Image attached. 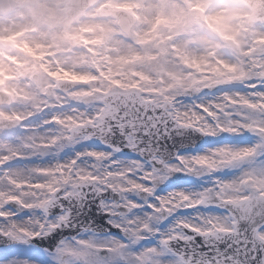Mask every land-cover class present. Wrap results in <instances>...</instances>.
<instances>
[{
  "label": "snow or ice",
  "instance_id": "6c2138e0",
  "mask_svg": "<svg viewBox=\"0 0 264 264\" xmlns=\"http://www.w3.org/2000/svg\"><path fill=\"white\" fill-rule=\"evenodd\" d=\"M204 7V0H186V18L207 22V12L199 14ZM111 43V34L100 30L87 45L97 55L109 53L110 60ZM247 59L259 67L239 83L242 90L209 87L220 94L199 104L182 97L133 102L114 93L61 103L41 116L40 126L62 128L63 111L75 114L79 126L65 137L70 152L57 164L67 178L53 181L38 169L40 179L31 183L45 186L33 187L29 199L0 197V264H68L66 256L74 253L57 243L68 231L79 237L73 241L78 246L97 231L119 238L125 251L144 257L137 264H264V162L243 167L264 156V45ZM253 121L258 128L250 126ZM245 131L256 133L260 143L189 155L167 148L178 135L191 143L194 133L227 137ZM10 162L0 164V179L9 181ZM27 189L24 184L21 191ZM99 251L107 254L110 246ZM81 256L84 264H103L87 252Z\"/></svg>",
  "mask_w": 264,
  "mask_h": 264
},
{
  "label": "rangeland",
  "instance_id": "374dc122",
  "mask_svg": "<svg viewBox=\"0 0 264 264\" xmlns=\"http://www.w3.org/2000/svg\"><path fill=\"white\" fill-rule=\"evenodd\" d=\"M68 2L8 0L10 10L3 12L0 8V86L13 99L8 105H0V117L17 116L23 122L12 129H0V164L17 160V156L31 158L8 164L9 181L0 179V197L12 199L23 195L29 199L34 195L33 187L45 186L31 183L40 179L36 175L38 169L43 168L53 181L67 178V173L57 164L70 152L65 137L70 129L79 125L73 119L75 114L63 111L62 128H45L39 124L41 116L51 115L57 105H67L71 100L84 101L85 94L104 96L117 89H139L142 97L163 101L186 96L188 88L208 81L223 85L225 90H242L239 83L252 79L259 67L252 65L247 57L253 49L264 45V22H247L245 17L251 20L254 13L241 0H204L202 11L207 12L208 23L196 17L186 18V0H99L82 19L65 26ZM104 4L125 6L135 13L137 21L130 35L121 30L115 16L100 15L99 9ZM249 25L253 26L252 41L246 38L245 29ZM100 30L111 34L110 60L105 59L109 53L97 55L87 45L88 41L96 39ZM217 31L234 39L235 45L226 43L222 49L214 39ZM9 39L13 43L8 46L6 40ZM248 68L253 74L245 78ZM94 72L99 74L94 75ZM217 77L224 82H215ZM60 79H74L79 85L62 91L58 88ZM2 91L0 101L4 99ZM25 126L29 129L27 133L21 130ZM250 126L259 127L255 121ZM211 137L212 146L198 153L221 145L239 150L260 143L254 132L248 131ZM50 149L54 156L47 160L46 154L40 151ZM262 162L264 156L257 154L243 167L251 170ZM57 172H60L59 178ZM24 184H28V189L21 191ZM78 238L67 237L60 242L67 243V251L74 253L66 256L68 264H84L81 256L84 252L73 242ZM120 250L125 252L124 247ZM95 260H102L103 264H117V261L137 264L132 258L125 261L120 257L96 255Z\"/></svg>",
  "mask_w": 264,
  "mask_h": 264
},
{
  "label": "flooded vegetation",
  "instance_id": "af4514ba",
  "mask_svg": "<svg viewBox=\"0 0 264 264\" xmlns=\"http://www.w3.org/2000/svg\"><path fill=\"white\" fill-rule=\"evenodd\" d=\"M206 84H197L196 87H194V91H198L200 89H205L206 88ZM222 87V86H220ZM224 88V87H222ZM220 92L219 88H215L211 93L215 94ZM194 96H187V98L182 97L181 99H183L184 103L186 104H191V103H201L202 101H207V100H211L212 98H210L208 95L209 94H204L198 95V92L193 93ZM251 106V105H249ZM253 107V106H251ZM258 138H260L256 133H254ZM211 138V136H207V140L206 143H208L209 139ZM203 146V145H202ZM187 155V154H185ZM159 191V189L157 190ZM106 240V241H104ZM101 241H104V243H101ZM110 246V251L107 254H103L101 253L99 250L102 248H106ZM124 247V245L121 243V241L119 240V238L116 237H104L102 236V234H100L99 232H96L95 235L88 237L85 241L81 242L80 244V248L83 252H87L91 255L92 259L95 260V256L96 255H100L103 258H107V257H120L122 259H124L125 261H130V259H134V262H137V260H142L144 259V257H139L138 255H136L134 253V255H132L130 253V251H125V252H121V248Z\"/></svg>",
  "mask_w": 264,
  "mask_h": 264
},
{
  "label": "water",
  "instance_id": "95a60500",
  "mask_svg": "<svg viewBox=\"0 0 264 264\" xmlns=\"http://www.w3.org/2000/svg\"><path fill=\"white\" fill-rule=\"evenodd\" d=\"M2 1L6 2L7 0H2ZM95 1L96 0H71V2H70L71 11L69 12V17L65 21L66 24H70L79 14H81L88 6L92 5ZM256 1L257 2H263L264 0H256ZM9 8H10V5H6L3 7L4 10H8ZM112 12L117 13L121 17V25H122L123 29L126 31H130V28H131L132 24L134 23L133 16L128 11H125L124 9L113 11L109 8L108 9L105 8L103 11V13H105V14H110ZM122 13H124L127 16L128 21H124L122 19ZM77 84H78L77 82H72V84L69 87H67V89L73 88ZM118 96H120V95H118ZM142 102L149 103V104L155 103L152 101H142ZM195 138L196 137L193 135L192 136V142L188 143V145H184V143L180 141V138L178 136H176L174 141L169 140L167 142V148L169 151H177V150L183 151V150H187L189 148L193 149V148H195V146H197L199 144V143H195L196 142ZM189 146H192V147H189ZM161 147H163V145ZM73 234H76V233L71 232V231L66 232L62 237H60V239L58 240L57 243L59 244L64 237L70 236Z\"/></svg>",
  "mask_w": 264,
  "mask_h": 264
},
{
  "label": "bare ground",
  "instance_id": "6f19581e",
  "mask_svg": "<svg viewBox=\"0 0 264 264\" xmlns=\"http://www.w3.org/2000/svg\"><path fill=\"white\" fill-rule=\"evenodd\" d=\"M250 74H253V71L250 70L249 68L246 69V77H245V78H248V77L250 76ZM51 150H52V149H50V151H47V150H41L40 152H41L42 154H46L47 160H50V159L54 156V154H53V152H52ZM12 160H13V159H12ZM36 161H38V160H36ZM12 163H13V162H12ZM20 216H23V214H20Z\"/></svg>",
  "mask_w": 264,
  "mask_h": 264
}]
</instances>
